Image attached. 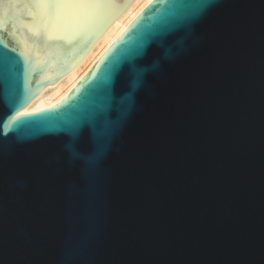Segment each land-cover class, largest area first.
<instances>
[{"label":"water","instance_id":"water-1","mask_svg":"<svg viewBox=\"0 0 264 264\" xmlns=\"http://www.w3.org/2000/svg\"><path fill=\"white\" fill-rule=\"evenodd\" d=\"M132 1L0 0V264H264V0H152L64 98L22 113ZM68 104L90 114L75 154L66 126L12 127Z\"/></svg>","mask_w":264,"mask_h":264},{"label":"snow or ice","instance_id":"snow-or-ice-1","mask_svg":"<svg viewBox=\"0 0 264 264\" xmlns=\"http://www.w3.org/2000/svg\"><path fill=\"white\" fill-rule=\"evenodd\" d=\"M50 11L54 13L55 9L61 5L64 6H87V0H47ZM149 34H144L143 38L134 39L129 36L121 44L117 45L115 49L109 54L104 63V67L101 69L102 79L107 80L111 73L115 71L121 63L130 62L131 58L140 55L144 49L146 40ZM0 76H6L8 74L7 64L14 58L10 55L13 51L8 49L5 45L0 44ZM133 72L139 78L141 72L133 68ZM66 109L72 114L71 119L65 118L64 115L59 117L45 116V117H26L23 119H17L14 121L12 127L17 132H24L30 135H36L41 132L50 131L54 128L66 126L73 132V145L70 146L71 150L75 154V140L78 138L77 132L81 125L86 123L90 119V114L86 108L68 104ZM110 129L108 135H110ZM98 151L102 152L103 147L98 148ZM87 166V157L84 158Z\"/></svg>","mask_w":264,"mask_h":264},{"label":"bare ground","instance_id":"bare-ground-1","mask_svg":"<svg viewBox=\"0 0 264 264\" xmlns=\"http://www.w3.org/2000/svg\"><path fill=\"white\" fill-rule=\"evenodd\" d=\"M152 0H133L121 15L103 33L84 58L53 87H46L22 113L50 107L64 98L81 77L94 65L106 49L121 35L131 21Z\"/></svg>","mask_w":264,"mask_h":264},{"label":"flooded vegetation","instance_id":"flooded-vegetation-1","mask_svg":"<svg viewBox=\"0 0 264 264\" xmlns=\"http://www.w3.org/2000/svg\"><path fill=\"white\" fill-rule=\"evenodd\" d=\"M67 71V70H66ZM65 73V72H64ZM64 73H62V74H64ZM62 74H60V75H62Z\"/></svg>","mask_w":264,"mask_h":264}]
</instances>
